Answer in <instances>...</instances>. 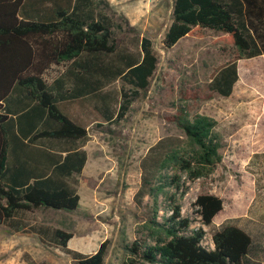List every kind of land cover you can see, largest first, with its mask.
<instances>
[{"label":"trees","instance_id":"trees-1","mask_svg":"<svg viewBox=\"0 0 264 264\" xmlns=\"http://www.w3.org/2000/svg\"><path fill=\"white\" fill-rule=\"evenodd\" d=\"M109 9L108 0H0V226L25 230L17 219L21 212L79 208V177L88 160L81 147L88 130L67 111L74 100L84 106L89 96L96 120L119 121L148 89L158 63L152 42L143 37L138 55L121 48L115 33L120 26ZM206 30L220 35L228 55L207 88L229 97L239 80L238 60L264 56V0H174L166 46L186 36L203 37ZM63 63L60 74L46 76ZM118 79L131 90H121L117 110V97L104 88ZM175 117L181 135L162 137L141 161L134 200L147 209L146 218L136 238L124 245L121 264H254L247 231L225 225L212 235V248L204 244L205 228L193 227L194 218L183 213L181 200L190 183L210 176L222 163L223 140L209 115L190 117L180 109ZM57 143L73 147L63 156ZM147 196L150 204H145ZM192 208L203 225H210L224 200L205 192ZM29 230L77 264L105 263L109 239L85 254L68 246L73 237L68 230L43 224Z\"/></svg>","mask_w":264,"mask_h":264},{"label":"rangeland","instance_id":"rangeland-1","mask_svg":"<svg viewBox=\"0 0 264 264\" xmlns=\"http://www.w3.org/2000/svg\"><path fill=\"white\" fill-rule=\"evenodd\" d=\"M108 1V12L120 26L115 33L121 48L138 55L141 39L149 38L158 58L157 68L148 89L132 100L123 119L104 122L91 113V136L86 142L89 162L78 184L80 206L66 213L63 226L57 227L73 231L69 247L85 254L95 253L109 239L104 264H121L126 258L124 245L136 238L146 218L147 209L138 207L134 200L141 185V161L162 137L181 135L175 116L185 109L190 117L202 113L215 118L223 140L222 163L210 176L190 183L181 200L183 213L194 218L192 226L205 228L204 244L213 247L214 232L240 220L255 188L264 197V183H258L264 172V56L239 59V80L232 95L214 94L207 84L228 57L220 35L206 30L203 37L186 36L168 47L164 39L172 21L174 0ZM64 69V63L53 65L46 76L52 79ZM124 89L130 92L131 85L122 79L104 88L117 97V110ZM60 146L57 143L55 148ZM249 158L261 159L256 163ZM205 192L223 198L222 215L229 214L224 222L216 218L212 224L203 225L193 213L192 203ZM150 203L147 196L145 204ZM72 218L77 220L74 225ZM17 219L27 225L25 230L0 226V264H29L28 260L32 264H77L70 254L42 242L29 230L39 224L55 227L47 210L21 212ZM257 257L258 261L252 262L264 264V251Z\"/></svg>","mask_w":264,"mask_h":264},{"label":"crops","instance_id":"crops-1","mask_svg":"<svg viewBox=\"0 0 264 264\" xmlns=\"http://www.w3.org/2000/svg\"><path fill=\"white\" fill-rule=\"evenodd\" d=\"M77 100L73 101V104L71 106H69L67 111L69 112V114H72L73 116H76V117L80 118L81 120H83L87 124L88 138H89L91 136V133H90V127H91V99L88 96L86 104L84 106L80 105V103L77 102ZM86 142H89V141H86ZM86 142L81 147V148L85 149L87 151V154H88V160H87V163H86V165H85V167L83 169V174L86 173L87 164L89 162L88 143H86ZM40 144L41 143L39 142V144H37V145H40ZM70 147L72 148L73 146H71V144L61 143V146L58 147L57 150H59L58 152L62 153L63 156H65L66 155V149H68ZM260 159L261 158H249V161H253V162L257 163V162L260 161ZM259 175L260 174H257V176H259ZM258 178H259V180H258L259 184H262V182L264 183V172H262L261 175ZM253 182L255 183V186H256L257 185L256 184L257 183V178L256 177H254ZM258 190L260 191V189H258ZM257 192H258L257 188H255L254 192L252 194V197L250 198V200H249V202L247 204V208L244 211V213H242L240 220L238 222H234V223H230L229 224V225L238 226V227L244 229L245 231H247L251 235L253 244H252V247L250 249L248 257L252 261L253 260H257L258 259V257H257L258 254H260L261 251H264V197L263 198L260 197L261 195L259 196ZM46 210L49 212L50 218L53 221V225L55 227L63 226V225H61V222L66 217L65 216L66 213L72 212V211H68V210H57V209H51V208L50 209H46ZM222 211H220L215 216L214 220L216 218H219V221L222 223L226 219H228L226 217L229 214L228 213H224L222 215ZM214 220H213V222H214ZM71 222L74 225V223H77V220L72 218ZM252 223L257 224V226L256 225L253 226ZM59 228H62V227H59ZM62 229H64V228H62ZM65 230H67V229H65ZM72 233H73V231H72ZM74 236L75 235L73 233V237L72 238H74ZM69 242H68V246H69Z\"/></svg>","mask_w":264,"mask_h":264}]
</instances>
